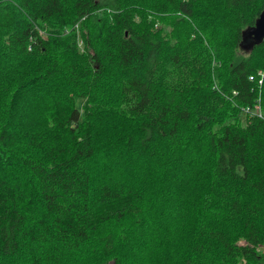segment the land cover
<instances>
[{
  "label": "trees",
  "instance_id": "16d2710c",
  "mask_svg": "<svg viewBox=\"0 0 264 264\" xmlns=\"http://www.w3.org/2000/svg\"><path fill=\"white\" fill-rule=\"evenodd\" d=\"M263 10L0 0V264H264Z\"/></svg>",
  "mask_w": 264,
  "mask_h": 264
},
{
  "label": "water",
  "instance_id": "95a60500",
  "mask_svg": "<svg viewBox=\"0 0 264 264\" xmlns=\"http://www.w3.org/2000/svg\"><path fill=\"white\" fill-rule=\"evenodd\" d=\"M248 35L252 36L255 41L264 38V10L257 19L255 26L249 30Z\"/></svg>",
  "mask_w": 264,
  "mask_h": 264
},
{
  "label": "rangeland",
  "instance_id": "374dc122",
  "mask_svg": "<svg viewBox=\"0 0 264 264\" xmlns=\"http://www.w3.org/2000/svg\"><path fill=\"white\" fill-rule=\"evenodd\" d=\"M254 40V39H253ZM250 44H252V42L250 41H246L245 43H244V45H243V48H244V53L246 52L245 50L247 49L248 50V48H247V46L248 45H250ZM242 50V49H241ZM242 52V53H243ZM258 251H260V252H264V245H262V246H259V248H258Z\"/></svg>",
  "mask_w": 264,
  "mask_h": 264
}]
</instances>
